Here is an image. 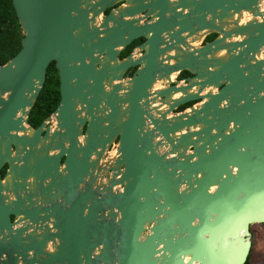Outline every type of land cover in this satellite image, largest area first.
I'll return each mask as SVG.
<instances>
[{"label": "water", "instance_id": "water-1", "mask_svg": "<svg viewBox=\"0 0 264 264\" xmlns=\"http://www.w3.org/2000/svg\"><path fill=\"white\" fill-rule=\"evenodd\" d=\"M12 2L0 264H245L264 224V0ZM51 62L60 100L34 128Z\"/></svg>", "mask_w": 264, "mask_h": 264}, {"label": "trees", "instance_id": "trees-1", "mask_svg": "<svg viewBox=\"0 0 264 264\" xmlns=\"http://www.w3.org/2000/svg\"><path fill=\"white\" fill-rule=\"evenodd\" d=\"M214 36L209 38L212 39ZM23 34L13 6L12 0H0V65H5L21 49ZM136 41L133 44H137ZM133 45V46H134ZM129 52H125L122 56ZM60 100L59 76L55 63L51 62L47 68L43 89L30 113L29 124L38 128L57 108ZM6 167L2 170L4 176ZM245 264H250L249 261Z\"/></svg>", "mask_w": 264, "mask_h": 264}, {"label": "flooded vegetation", "instance_id": "flooded-vegetation-1", "mask_svg": "<svg viewBox=\"0 0 264 264\" xmlns=\"http://www.w3.org/2000/svg\"><path fill=\"white\" fill-rule=\"evenodd\" d=\"M123 4H124L123 2H121V3H116L113 7H111L110 9H107V10H106L104 16H106V15H107L112 9H116V8L122 6ZM142 16H143V14H142ZM146 21H148V19H147V20H146V19H143L142 22L144 23V22H146ZM211 36H214V37H213L212 39L209 40V38H210ZM216 37H217V35H215V34L208 35V36L202 38L200 41H198V42L196 43L195 46H203L204 44H206V43L212 41V40L215 39ZM136 41H140V42L134 45L133 43L136 42ZM144 41H145V40H144L143 38H140V39H137V40L133 41V42L131 43V45H129L128 47H126V49L120 53L119 59L122 60V59L126 58L128 55H130L131 53H133V52H134L135 57L138 58L142 53L140 52V50H139L137 47H138L139 45H141ZM133 45H134V46H133ZM128 49H129V52H128L126 55L122 56L125 52L128 51ZM137 69H138V67H135V68H132L131 70H129V71H128V72H130L129 76L131 77L132 74H133V73L135 72V70H137ZM190 77H191V75H190L189 73H187V72H181L180 74H177V75H175V76H172V80H173V81H175V80H176V81H179V84H184V80H185L186 78H190ZM197 103H199V102H198V101H195V102H191V103H188V104H186V105H183V106L179 107V108L174 112V114H178V113H180V112L186 111L189 107H191V106H193V105H195V104H197ZM43 121H44V120H43ZM40 125H41V124H40ZM114 147H115V145H113V146L110 148V151H111V152L113 151V148H114ZM114 155H115L114 152H112V154H111V158H113Z\"/></svg>", "mask_w": 264, "mask_h": 264}, {"label": "rangeland", "instance_id": "rangeland-1", "mask_svg": "<svg viewBox=\"0 0 264 264\" xmlns=\"http://www.w3.org/2000/svg\"><path fill=\"white\" fill-rule=\"evenodd\" d=\"M252 248L248 261L250 264H264V224L251 226Z\"/></svg>", "mask_w": 264, "mask_h": 264}]
</instances>
